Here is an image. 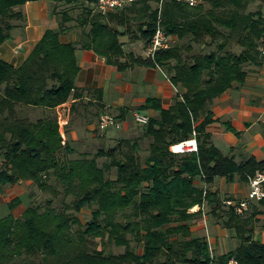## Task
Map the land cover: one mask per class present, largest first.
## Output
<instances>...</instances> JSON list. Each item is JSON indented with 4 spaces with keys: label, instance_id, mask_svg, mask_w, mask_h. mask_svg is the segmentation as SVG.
<instances>
[{
    "label": "trees",
    "instance_id": "16d2710c",
    "mask_svg": "<svg viewBox=\"0 0 264 264\" xmlns=\"http://www.w3.org/2000/svg\"><path fill=\"white\" fill-rule=\"evenodd\" d=\"M36 1L40 0H0V48L16 28L14 22L24 20L22 8ZM50 1L81 9L77 22L83 39L61 40L72 28L69 9L62 11L59 28L46 32L22 66L0 58V188L31 181L52 195L46 202L31 203L21 217L10 214L0 219V264H229L232 260L264 264V242L255 236L264 199L254 214L250 207L238 215L225 209L210 190L216 178L250 184L264 173V161L251 155L238 161L235 155L224 154L207 132L209 125L219 122L212 112L215 100L235 84H245L250 68L264 65V10L250 11L252 4L264 0H203L195 7L183 0H164L162 25L177 43L158 51L154 59L126 55L120 38L130 34L135 22L140 36L130 35L136 34L147 47L159 17V8L151 2L159 5L160 0H137L108 14L92 6L96 0ZM195 45L215 48L197 52ZM79 46L120 71L160 67L179 93L169 110L160 100L147 101L141 109L155 110L159 118H150L141 137L120 139L95 156L85 153L75 158L59 117L33 122L20 116L19 107L55 111L80 100L72 105L74 112L84 105L86 92L76 87ZM97 93L101 102L103 93ZM100 116L94 114L96 119ZM95 120L89 118L88 123ZM227 129L235 133L230 124ZM194 134L198 152H172V146L192 140ZM145 139L150 146L144 158ZM196 180L206 187H198ZM22 204L16 198L9 209L13 212ZM206 204L218 224L239 240L235 250L216 261L208 240L191 231L199 214L192 210L197 206L202 210ZM87 208L92 218L82 224L78 215ZM113 247L125 250L116 253Z\"/></svg>",
    "mask_w": 264,
    "mask_h": 264
},
{
    "label": "crops",
    "instance_id": "0c3cea01",
    "mask_svg": "<svg viewBox=\"0 0 264 264\" xmlns=\"http://www.w3.org/2000/svg\"><path fill=\"white\" fill-rule=\"evenodd\" d=\"M153 3L156 2L152 1V6ZM66 8L70 9L73 17V21L68 24L72 28L61 37V40L63 43L81 42L82 30L78 29L77 22L81 9L77 5L65 6L50 0L29 2L22 8L24 20L14 22L16 28L12 31L10 39L0 48V58L16 68L22 66L46 32L59 28L62 9ZM137 35L140 36V34ZM137 35L126 34L120 38L124 44V51L126 55L147 58L145 41ZM131 37L135 40L132 41ZM171 39L173 44L177 43L176 37ZM76 57L80 67L76 87L79 91L86 92L83 98L84 105L73 112L72 105L80 102L73 99L55 111L32 107H19V111L22 118H28L33 122L48 116H64L67 124L64 129H61L63 137L69 141L77 154H90L96 146L113 145L120 139L141 137L143 127L135 124V113H143L149 118H159V113L155 110L141 108L149 99H157L161 101L164 109L169 110L178 97L179 89L160 67L133 66L126 71H120L117 67L107 64L106 60L94 51L82 49L81 46L76 51ZM122 62L125 63L126 59ZM129 63L132 64V62ZM99 91L103 93L101 102H98L97 92ZM99 104L102 108L98 106ZM122 112L126 115L124 119L118 118L121 123L120 128H110L106 131L99 128L100 119L104 114L118 117ZM212 112L215 120L219 122L209 125L207 132L212 135L213 144L220 151L227 155H235L238 161L248 155L256 157L261 162L264 161V65L262 68H250L245 84H235L232 89L217 98L212 106ZM98 113L101 116L96 119L94 114ZM89 118L90 121L96 119L95 123L89 124ZM227 124L231 125L235 133L227 129ZM149 146L150 140L145 139L142 142V155L145 157L149 154ZM80 149L84 150L80 151ZM195 183L198 187H206L201 180H196ZM33 186V182L26 181L4 187H11L7 189V193L15 188L20 192L17 198H21L23 204L16 210L25 204L24 195ZM210 190L222 201L225 199L242 201L248 198L251 189L248 184L239 180L230 183L225 178H216ZM258 205V202L251 204L249 212L251 215L254 214ZM26 208L23 207L18 215L16 210L10 211V214L21 217ZM203 209L197 206L191 212L196 214L199 212L191 225L193 236L206 238L212 253L215 252L218 258L235 250L239 245L235 233L223 228L220 224L211 225L209 221L213 217L211 209L206 211ZM202 214L206 219L202 218ZM262 216L264 215H258L257 221H260ZM260 233L261 231L257 234V238L261 237ZM259 239L264 242V233Z\"/></svg>",
    "mask_w": 264,
    "mask_h": 264
},
{
    "label": "built area",
    "instance_id": "2783aa9c",
    "mask_svg": "<svg viewBox=\"0 0 264 264\" xmlns=\"http://www.w3.org/2000/svg\"><path fill=\"white\" fill-rule=\"evenodd\" d=\"M137 0H96L92 6L100 13L108 14L115 13L120 10H123L125 7L131 5ZM203 0H187V3L191 7L198 6ZM89 4V2H87ZM164 0H160L159 8V17L156 26V31L151 43L146 47L147 58L154 59L158 51L169 50L172 47V39L166 33L164 26L162 25V8ZM146 44V43H145ZM264 54V51H263ZM135 121L142 126H146L150 122V118L143 113L137 112L134 115ZM59 122L61 129H64V126L67 124V120L64 116H59ZM120 121L118 118L112 114H104L99 122V128L102 131H106L110 128H120ZM194 138L188 142H184L178 145L172 146V152L175 154L188 153V152H198V142L196 139V134ZM2 159L0 157V165ZM251 191L246 200L242 201H233L227 200L225 202L226 206L234 209L237 214L244 215L246 214L251 207V204L254 201H261L264 199V173H258L255 178L250 179ZM213 254V253H212ZM212 259L215 260V257L212 255ZM229 264H237L235 260H232Z\"/></svg>",
    "mask_w": 264,
    "mask_h": 264
},
{
    "label": "rangeland",
    "instance_id": "374dc122",
    "mask_svg": "<svg viewBox=\"0 0 264 264\" xmlns=\"http://www.w3.org/2000/svg\"><path fill=\"white\" fill-rule=\"evenodd\" d=\"M183 1H187V0H183ZM128 7H131V5H129V6H127V7H125V8H128ZM153 7H154V9H156V8H158V7H160V6H158V4L157 3H153ZM259 9H263L264 10V3H261V2H256V3H254V4H252L251 5V7H250V11H258ZM67 10H69L68 8H66L65 10H63L62 9V11H67ZM63 15V14H62ZM61 15V16H62ZM158 15H159V13H158ZM132 25H133V28L132 29H130V34L132 33V32H134V33H137V27H138V23H132ZM156 26H157V24H156ZM79 27V26H78ZM77 27V28H78ZM78 29H80V27L78 28ZM134 33H132V34H134ZM129 34V33H128ZM129 34V35H130ZM137 34H140V33H137ZM135 40V38H133L132 39V41H134ZM175 44H172V47L174 46ZM196 46V45H195ZM215 47H213V48H206V49H203V47H200V46H196V51L197 52H202V50H204L205 52H209V51H211L212 49H214ZM142 49V51H144L143 50V48H140V50ZM234 49L235 50H240V48L239 47H234ZM130 120L131 121H133V119L132 118H130ZM134 121H135V119H134ZM135 124H138L136 121H135ZM139 125V124H138ZM143 127V126H142ZM64 128H65V126H64ZM118 141L119 140H117L116 142H115V144H113V145H100V146H96V148H94V149H92L91 150V152H90V154L91 155H93V156H95L96 155V153L98 152V151H100V150H109L111 147H114L117 143H118ZM145 146V145H144ZM198 148H199V145H198ZM84 149H80V151H83ZM188 153H192V152H188ZM79 154L80 153H78L77 155H74L73 157H75V158H77L78 156H79ZM181 154H185V153H181ZM143 157L145 158V155H143ZM103 161H105V159H100V163H102ZM2 163L3 162H1V165H0V170L2 169ZM249 186H250V189L252 188L251 187V184H248ZM11 188V187H10ZM9 187H7V188H0V219L1 218H3V217H5V216H7V215H9L11 212H10V209H9V205H7V204H9V202H12L13 200H15V198H17V195H19L20 194V192L18 191V190H16V188H15V190H13L12 189V191L11 192H9V193H7V189H10ZM13 188V187H12ZM251 191V190H250ZM52 195L50 194V193H45V192H42V191H40L35 185L32 187V188H29L28 190H27V192H26V194L24 195V205L22 206V207H20L18 210H16V215H18V214H20V212H22V210L21 209H23V207L24 208H26V207H28L31 203H33V202H35V203H40V202H46V200L49 198V197H51ZM74 200V198L73 197H70L69 199H68V202H72ZM234 201V200H233ZM262 201V200H261ZM225 202H227V200L225 199V200H223V204H224V207H225V209H232V208H229V206H226V204H225ZM254 202H260V201H254ZM7 205V206H6ZM204 209H203V211H206V210H208V209H210L208 206H207V204L203 207ZM234 210V209H233ZM193 211V210H192ZM210 213H208V215H209ZM238 215H240V214H238ZM78 217L80 218V220H81V222H82V224H86L87 222H89L90 220H91V218H92V210L91 209H85L81 214H79L78 215ZM205 218V216H203V214H202V218ZM206 219V218H205ZM261 220L260 221H258V222H256V224H255V227H256V232H255V236H256V238H257V234L261 231V237H262V235H263V233H264V216H262L261 218H260ZM210 224L211 225H214V224H217V225H219L218 224V222H217V220L214 218V217H211L210 218ZM222 226V225H221ZM223 227V226H222ZM224 228V227H223ZM259 234V235H260ZM260 236H258V238H261ZM237 241H238V243H239V240L237 239ZM133 247H135L136 246V243L134 242L133 244ZM113 249H114V251L116 252V253H121V252H123L125 249H120V248H116V247H113ZM139 250V252H141V250H140V248L138 249ZM214 257H215V259L217 260L218 259V257H217V255L215 254V252H213V254H212ZM215 260V261H216ZM216 263V262H215Z\"/></svg>",
    "mask_w": 264,
    "mask_h": 264
}]
</instances>
